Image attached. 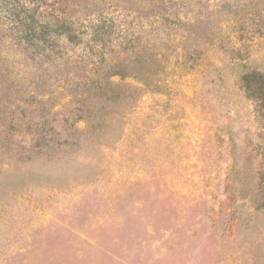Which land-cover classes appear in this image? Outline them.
Masks as SVG:
<instances>
[{"label": "rangeland", "instance_id": "374dc122", "mask_svg": "<svg viewBox=\"0 0 264 264\" xmlns=\"http://www.w3.org/2000/svg\"><path fill=\"white\" fill-rule=\"evenodd\" d=\"M255 72L264 0H0V264H264Z\"/></svg>", "mask_w": 264, "mask_h": 264}, {"label": "trees", "instance_id": "16d2710c", "mask_svg": "<svg viewBox=\"0 0 264 264\" xmlns=\"http://www.w3.org/2000/svg\"><path fill=\"white\" fill-rule=\"evenodd\" d=\"M66 33V40L68 43H74L75 39H74V34L72 32V30L69 28L65 29L64 31ZM48 32L43 31V35L47 34ZM46 41H48V39H45L44 36L41 37V39L39 40L40 43L45 44ZM95 43V42H94ZM96 44V43H95ZM55 46L56 43H54ZM37 47V44L35 43L34 45ZM133 47H123L121 49V53H123L124 55L129 56V54L132 53L133 50H131ZM52 49V47L50 48V50ZM44 50V49H42ZM101 59L103 58L102 55L100 56ZM104 60V59H103ZM105 61L100 60L98 63L102 64ZM114 64L113 65H106L105 67V72L100 76L99 71L94 70V75L96 77L95 79H92L91 81L93 82V85H96L98 88H100L103 93L105 94L104 97V101L105 102H109L111 98V95L114 94V82H112V78H122L125 76L130 77L131 79H135V77H137V75H133V73L131 71H125V69H122V65L123 62L119 61L118 57H115V61H113ZM132 61H130L131 63ZM133 68V67H131ZM255 75H257L254 78H251V80H247L248 76L244 77L246 78V90H248L250 96L254 99V101H256L258 103V106L260 107H264V75L260 74V73H256ZM119 87V86H118ZM117 98V97H116ZM45 140V139H43Z\"/></svg>", "mask_w": 264, "mask_h": 264}]
</instances>
